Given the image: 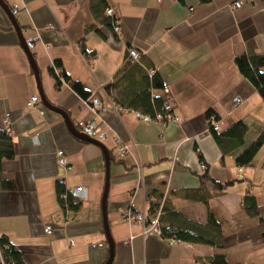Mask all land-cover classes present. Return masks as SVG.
Returning <instances> with one entry per match:
<instances>
[{
  "label": "crops",
  "instance_id": "crops-1",
  "mask_svg": "<svg viewBox=\"0 0 264 264\" xmlns=\"http://www.w3.org/2000/svg\"><path fill=\"white\" fill-rule=\"evenodd\" d=\"M89 1L2 0L9 9L18 7L15 20L23 39H35L31 53L47 102L62 109L74 127L77 121L94 120L107 134L102 144L110 157L105 223L111 264H208L220 253L228 264H264V143L241 175L235 163L264 129V101L234 61L264 51L259 0H105L120 25L118 34L101 22V0L93 9ZM235 1L243 5L233 9ZM131 48L139 52L144 69L127 62ZM56 64L89 98L103 102L107 110L101 120L85 105L88 98L65 83L55 87L49 68ZM145 68L154 70L168 90L151 89L150 94L171 105L177 124L162 127L135 117L141 113L134 107L146 87ZM31 96L39 98L33 69L0 5V129L8 120L15 153L2 164L13 189L0 190V237L22 251L24 264H105L104 153L71 134L63 117L40 99L38 108L27 107ZM235 98L242 103L236 105ZM238 121L247 126L241 144L223 151L211 123L221 135ZM112 137L131 148L124 160L115 156ZM58 149L69 170L57 164ZM57 185L67 192L82 186L87 199L76 210H64ZM245 195L254 197L256 216L244 211ZM151 203H159L158 208L165 203L200 225L210 214L221 225V250L170 244L155 234L143 237L139 226L123 222L131 207L151 215ZM47 226L51 233L45 232Z\"/></svg>",
  "mask_w": 264,
  "mask_h": 264
},
{
  "label": "trees",
  "instance_id": "trees-1",
  "mask_svg": "<svg viewBox=\"0 0 264 264\" xmlns=\"http://www.w3.org/2000/svg\"><path fill=\"white\" fill-rule=\"evenodd\" d=\"M94 1L95 0L89 1L88 6L90 9H93V7L96 6ZM198 1L200 3L210 2V0ZM259 2L264 9V0H259ZM108 9L109 8H107L105 0H101L99 10L104 11L105 14L104 18L101 19V22L103 23V25H105V27L111 29L114 32V27L117 25L120 28V25L113 14L112 16H108L106 14V11ZM91 27L92 26H89L88 28ZM234 61L239 73L243 76V78L251 83V85L264 101V51L257 54L247 52L236 56ZM56 68L60 67L56 64L49 68V73L55 81V87H60L63 83H65L69 85L76 94L82 97V99L85 100L89 98V94L83 89L82 85L79 82L71 80L67 75L63 73V71H61L60 75H56ZM145 83L146 87L136 96V103L138 106H135L134 108H136L135 110H138V108H140L138 110L139 112L148 114L150 117H154L156 112H161L164 99L162 97L153 98L150 94V90H161L163 89V85L160 78L155 74L152 77L145 76ZM104 91L107 94L105 88ZM211 116V111H208L206 113L207 119L212 120ZM210 130L214 134L215 140L217 141L218 145H220L221 149L225 151L229 144L231 146L234 144H241V139L247 130V126L244 122L238 121L232 124L223 134L219 135L212 130L211 123ZM263 143L264 129L256 137V139L247 148H245L241 154L236 157L235 163L237 167L245 168L250 166L253 158L262 147ZM14 155L15 153L13 143L10 139V136L6 135L3 129H0V190L13 189V182L3 176L2 164L5 160L13 159ZM56 192L58 203L64 210L66 208H68L69 210H76L80 206V202L73 199L70 195H67L65 197L67 191L63 186L57 185ZM158 206L159 203H151L149 214L153 215L158 209ZM242 207L247 215H257V207L253 196L245 195L242 201ZM159 221L161 230L160 236L164 239L185 242L189 244L207 245L218 248L219 250H221L222 248L221 243L223 237L221 234V225L216 222L210 214H208L207 216L206 224L200 225L184 219L181 214L168 208L164 203L161 208V216L159 218ZM260 221L264 222V217H261ZM0 256L1 260L5 264H24L22 259V251L19 250L14 244H12L5 236L0 237ZM208 264H228V262L225 255L220 253L213 256Z\"/></svg>",
  "mask_w": 264,
  "mask_h": 264
},
{
  "label": "built area",
  "instance_id": "built-area-1",
  "mask_svg": "<svg viewBox=\"0 0 264 264\" xmlns=\"http://www.w3.org/2000/svg\"><path fill=\"white\" fill-rule=\"evenodd\" d=\"M243 5V1H235L232 4V8L233 9H238ZM18 7L16 5H13L10 8V12L12 14V16H17L18 14ZM106 14L108 16H112V10L108 9L106 11ZM120 28L116 25L114 27V32L115 33H119ZM35 39L32 38H27L25 39V45L29 50H32L33 48V43H34ZM127 62H129L130 64H138L141 66V61H140V54L137 50L135 49H128V53H127ZM143 67V66H141ZM144 69V67H143ZM145 71L148 75V77H152L155 74V71L152 69H146ZM61 73V69L56 68L55 69V74L56 75H60ZM100 90H102V93H104V90L101 88ZM163 90L164 93H168V90L164 87L163 85ZM234 102L236 105H240L242 103L240 98H235ZM85 105L88 107V110L91 111L94 115H96L98 117L99 120H101V116L106 112V107L105 105H103V102L97 98V97H90L87 100L84 101ZM38 104H39V98L38 96H31L28 101L26 102V106L30 107L32 109H36L38 108ZM43 111L40 110V114H42ZM135 117L137 118V120L143 122V123H154L155 125H159L164 127L167 123H173V124H177L178 123V119L176 117V115L173 113L171 105L168 102H164L162 105V109L161 112H156V114L154 115V117H150L148 115H144L138 112H135ZM4 123L7 125L4 129L6 135L10 136L11 135V130L8 127V120H4ZM75 129L82 135L95 140L97 142L102 143L103 141H105L107 139V134L104 130V128H102L98 122L91 120L89 122L87 121H77L75 123ZM212 130L213 131H217L218 130V126L215 122H213L212 124ZM112 140L114 142V149H115V156L119 159V160H124L126 158V156L129 154L130 152V147L125 144L122 143L118 138L116 137H112ZM56 156H57V164L61 167H63L66 170H69V164L68 161L66 159L65 153L62 149H58L56 151ZM202 169H204L205 167L202 165L201 166ZM238 172L239 175H241L242 172V168H238ZM60 184L63 185V181H60ZM64 195V194H63ZM67 195H70L73 199H75L76 201L82 203L83 201H85L87 199V195H86V190L84 187H76L71 191L66 192L65 197ZM63 197V198H65ZM161 208L162 206H160L153 215H146L142 212L136 211L134 209L129 208L122 217L123 222H125L128 225H137L140 227V234L141 236L145 237L149 234H155V235H161V230H160V221L159 218L161 216ZM66 210H69L68 208H66ZM51 227L47 226L45 228V232L46 233H51ZM176 241L174 240H169L170 244L175 243ZM98 246H102L101 244H99ZM0 264H5L2 260H1V256H0Z\"/></svg>",
  "mask_w": 264,
  "mask_h": 264
},
{
  "label": "water",
  "instance_id": "water-1",
  "mask_svg": "<svg viewBox=\"0 0 264 264\" xmlns=\"http://www.w3.org/2000/svg\"><path fill=\"white\" fill-rule=\"evenodd\" d=\"M0 5L4 9V11L7 13L11 23L14 26L15 31L18 33V35L20 37V41H21V43H22V45L24 47V51L26 53V56H27V58L29 60V63L31 65L32 69H33L34 77H35V80H36V83H37V87H38V94H39L40 102L43 104V106L46 109H48V110H50L52 112L58 113V114H60L63 117V119H64L65 123L67 124V127L69 128V131L71 132V134H73L75 137H77L78 139H80L82 141H85V142L91 143L93 145H96L104 153V158H105V179L106 180H105V187H104L101 203H102L103 217H104L105 237H106V241H107V245H108V251H109V258H108V261L105 264H111L113 246H112V241H111V238H110V235H109V232H108L107 225L105 223V200H106V195H107L108 176H109V163H110V157H109L108 150L106 149V147L102 143L97 142L95 140H92V139L80 134L75 129V127L72 125L71 121L67 117V114L62 109L54 107L49 102H47V100H46V98H45V96H44V94L42 92L41 86H40L39 73H38L37 67L35 65L33 55L31 53V50H29L26 47V45H25V40L21 36L20 27L17 25L15 17L12 16V14L10 12V9L7 7V5H5L2 2V0H0Z\"/></svg>",
  "mask_w": 264,
  "mask_h": 264
}]
</instances>
